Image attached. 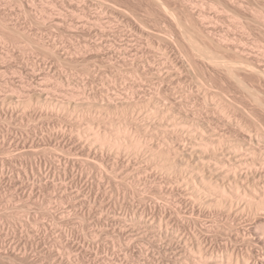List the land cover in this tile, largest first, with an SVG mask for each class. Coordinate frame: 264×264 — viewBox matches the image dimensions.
<instances>
[{
  "label": "bare ground",
  "instance_id": "bare-ground-1",
  "mask_svg": "<svg viewBox=\"0 0 264 264\" xmlns=\"http://www.w3.org/2000/svg\"><path fill=\"white\" fill-rule=\"evenodd\" d=\"M150 3L153 5H151V8L154 7L156 9L155 13L159 18H163V20L170 25L169 27L171 29H175L174 31L177 33V39L175 40L177 46L183 45V42H187L188 45L190 44V46L187 45L190 47V49L187 47L189 51H185L183 54V58L186 60L183 58V60H178V58L175 59L176 57L174 58L172 54L170 55V49L167 48L168 46L161 47L160 45H155L154 42L151 43V41L147 43L146 47L142 46V43V45H140L141 48L138 46L135 47V49L131 48V46L134 45L132 44L130 48L126 47V50L123 49L124 52L120 48L122 53L119 51V48L110 45L112 51L118 55H116L117 57H113L115 60L109 65L110 68H112V71H110V73L112 72L111 77L105 78V73V77L102 76L98 78L101 82V89L99 88L101 97L97 98L94 96L91 100L89 98L90 96H85L83 91L76 93L73 91L70 92L67 97L62 96L64 97L62 98L63 100H55L48 97L49 95L46 96L48 93L46 94L45 89L37 91L32 87L30 92L23 94L25 98L21 97L23 99L19 100L17 97L20 96V91L12 84L11 89L9 88L11 92L8 90L9 92L6 93L5 91V93H2L5 94L3 96V101L8 102L10 105L17 104L19 110L8 108L2 114L0 113V117H2V115L3 117L18 116L19 114H16V111H21V115L26 108L33 107L32 105H39L36 110H41L40 113L42 115H45L48 112L47 110L53 107L56 111L53 109L52 111L57 113L61 110L62 112L63 110H68L67 112L75 113L81 120L87 117L91 120L94 116L100 119L104 124H107V117L101 113L103 110H113V113H110L115 116L114 120L116 119V121L109 119L111 123H109L110 127L106 128L107 130L100 131L99 128L94 129L92 127L93 125H87L86 128L89 131H87L89 133V136L87 134L88 138L86 136L84 140L82 138L81 140L79 134L77 136H69L71 141L69 144H71V147H69V144H67V146L70 149L74 146L73 150H75L77 159L70 160L69 158H61L64 159L62 161H64L65 165L68 167L69 165L78 163L84 170L94 169L100 175L103 173L110 175L119 168L127 173L133 166L130 167L129 163V166L127 164L116 163L114 159L115 156L113 155H117L121 152L128 154L134 152L143 153V155L152 162V165L159 170H165L166 173L174 178L173 185L162 187L159 186L158 183V185L154 184V189L160 191L164 197L161 202H154L155 205H152V207L150 206L153 209V215L160 214L162 219L169 217V215L172 216V222H175L178 231L181 232H178V234L185 236L182 237L189 239L191 243H196L199 247L201 246L202 249H200L201 252H199L200 257L204 258L206 257L205 255L208 256L209 254L208 258H210L213 256V253H217L216 250L219 248L225 250L226 256H228L226 259H230L229 262L232 260V257L235 256V263H229L227 261V263L225 262L226 264H264V127L262 126L264 123L261 125L262 121H260L261 119H259L260 117L258 116L260 115L259 113L264 114V92L261 91L264 90V62L261 63V59L259 60L255 58L256 56H251V53L248 54L249 52L247 53V51L244 50L245 47L241 48V46H236V43L229 44L222 40L215 41L211 38L212 33L209 37L207 31L206 34L203 32L204 29L202 31L197 30L198 26L199 29L200 26H203L202 22L199 18L194 19L191 16L193 12L189 13L187 6L183 5L182 9H179V13L180 10H182L181 14H176L173 8L172 12L171 10L169 11L161 0H150ZM165 3L167 2L165 1ZM120 10L119 12H122V10ZM28 11L30 12V10ZM155 13L151 15L155 16ZM259 13L257 12V19L262 18V16L259 17ZM26 14L28 15V13ZM126 14L129 15L130 13L127 12ZM132 14L134 15V13ZM130 16L131 15H129V17ZM154 19L158 18L154 17ZM160 19H158V21ZM7 20L8 15L4 14L3 10L2 12L0 11V29L2 28L4 33L6 30H10V32L12 30L11 33H13V30L16 31L18 26L16 25L17 28H8ZM163 20L161 19L159 22ZM153 21L157 22V20ZM249 21H251V19ZM259 21L257 23H259ZM54 23L56 22L54 21ZM60 24H62V22H59V26ZM189 25L194 27L193 30L197 28L196 30L199 33L195 30V36H201L199 40L192 35L193 33L191 34L188 28ZM149 29L151 28L148 27L145 38L149 39L151 37L155 39L158 38L159 40L164 37L160 34L161 32L157 30L149 31ZM142 30H144V28H142ZM3 35L4 34H2V36ZM184 35L185 37H183ZM4 36L0 39L4 40ZM142 36L143 35H141V37ZM205 39L206 41H204ZM163 41L165 42L167 40ZM7 42L5 41V43ZM26 47L29 46L27 45ZM51 47L47 50L52 51ZM101 50L99 45L97 52L100 53ZM92 56L93 55L90 57ZM96 67H98V65H96ZM106 69H108V67ZM105 71L104 69V72ZM13 72L15 71L13 70ZM223 84L232 85L234 88L237 87L239 90H244L248 95L247 97L250 98L247 101L248 104H245L246 107L243 104L245 109H240L238 107L240 105L228 102L224 98L223 91L217 86ZM8 87L9 85L6 88ZM13 87H15V89H13ZM15 93L19 95L16 97ZM42 107L50 109L45 110L46 108L42 109ZM134 107L136 109L132 110ZM82 109L85 110L83 111ZM35 112L30 116H36ZM262 118L264 117L262 116ZM259 121L261 123H259ZM2 133L5 134V132L0 130V135H3ZM8 133L9 132H7V134ZM52 136L51 137L54 139L49 138V143H47L49 146L56 147V145H58V135L53 134ZM59 136V139H66L63 134H59ZM87 140H91L95 146H98L94 147L92 146L93 144L87 145L85 142ZM66 142H61V144H66ZM31 143L33 145H31ZM65 144L64 146L62 145L63 149L66 147ZM43 145L45 146L44 142L35 136H27L23 141L8 137L4 140H0V148L7 154L5 158H0V184L4 186H1L2 189L0 190V210L4 211L3 219H0V264H44L45 262H52L54 264H86L87 261L83 262L81 259H74L75 261H72L73 259L69 257L70 254L67 255V258L66 254L64 255L61 251L53 248L52 244L57 243L60 247L63 246V249L64 247L65 249L67 247L74 249V251L76 249L83 252L84 255L92 257L91 252L83 249V247L79 246L78 242L74 240L79 237L74 235L76 233L73 234V232H71V234H68L69 232L67 233V231L61 229L60 226L57 225L60 223L62 224L63 220H61L60 217L56 218L54 215L60 208H65L77 214L75 216L87 220L91 215V211L89 212V210L83 206L77 205L78 203L75 202L76 200L71 202V199H68L69 201L67 200L68 202L63 205L65 207H60L61 205L58 204H50L48 208L45 206L41 207V212L39 211L40 213H38L41 214L40 216L36 215L37 212H34L36 210H31L30 207L26 206L27 204L24 205L26 200L40 198L39 192L42 185V189L46 191L52 186L47 182H43L45 176L42 172L40 159V161H38L34 158L35 162H33V166L30 165L32 168V171H30L32 177L31 181L30 172L27 171L29 164L24 163L23 160L25 156L32 158L33 156L36 157L39 152H44L46 149ZM0 152H2V150ZM22 157L24 158L22 159ZM58 159V161H61L60 158ZM139 181L138 179V182ZM147 186L149 187V185ZM59 188H62V186ZM21 203L23 205H21ZM19 204L21 206H19ZM18 206L21 208V210H19L21 213L18 211L19 213L16 212L17 214L15 215L14 210L17 209ZM142 211H145V208L142 209ZM48 217L51 219L49 220ZM97 217L98 216L95 218ZM97 220L100 221L99 218H97ZM221 224H224V226ZM88 229L91 231L90 234L96 233V235V231H102L98 226L96 227L91 223H88ZM217 239H224V241L220 243L221 247L216 243ZM251 240L255 241L258 250H255L253 255L241 253V251H239L240 248L238 249L237 247V243H249ZM177 245H179V251L183 252V258L181 259L182 262L173 264H197L195 259L190 256V251L186 248L188 246ZM202 254L204 256H201ZM213 264L223 263L221 260L214 261Z\"/></svg>",
  "mask_w": 264,
  "mask_h": 264
},
{
  "label": "rangeland",
  "instance_id": "rangeland-1",
  "mask_svg": "<svg viewBox=\"0 0 264 264\" xmlns=\"http://www.w3.org/2000/svg\"><path fill=\"white\" fill-rule=\"evenodd\" d=\"M92 1L93 0H20V1L19 0H0V11L2 12L3 10V13L8 15V20H7L8 28H11V27L17 28L18 26L17 30L18 29L20 30V32L18 30V32L16 33L17 30L15 29L16 31L13 30V33H11L12 30L10 32V30L7 31L5 29L6 30L5 31L6 34H5L4 30L2 28L0 29V38L5 35L4 40L0 39V91L2 89V91L0 92L1 94L0 95V113L1 114L5 112L8 108L19 110V106L17 104L10 105L8 102L3 101V96L5 94H2V93H5V91L6 93L9 92L12 84L15 85L17 90L20 91L19 97H17L19 95L18 94L19 91L17 94L15 93V96L19 100L23 99L21 98V97H24L23 94H27L28 92H30V89L32 87L33 89L35 88L37 91L45 89L46 94L48 93L46 96L49 95L48 97H51L55 100L56 99L61 100L62 98L67 97L69 93L73 91L75 93L79 91L80 92L83 91L85 93V96L87 97L88 95L90 96L89 97L90 99L94 96H96L97 98L101 97L99 93L101 82H100V79L98 78L102 76L103 77L106 76L105 78L111 77L112 72L110 73V71H112V68H110L109 65H111L113 60H115V58L113 57H117L116 55H118L112 51V49L110 48V45L112 46L114 45L115 47L119 48V51H120V48L122 50L123 49L126 50L128 47L130 48L132 44H134L131 46L132 49H135V47H138V46L141 48L140 45H142V43H143L142 46L146 47L147 43L148 42L150 43L151 41V43L154 42L155 45H160L161 47L168 46L167 48L170 49L169 50L170 55L172 54V57L174 58L176 57L175 59L178 58V60H183L184 59L183 54L185 53V51L187 52L189 51L190 47L188 46H190V44L188 45L187 42L186 43L183 42L182 43L183 45L177 46V42H175V40L177 39V33L174 31L175 29L172 28L173 29L172 30L169 27L170 25H168V23L164 21L163 18L161 17L160 18L164 22L163 21H162L163 23L159 22L161 21V19L155 13L156 9L154 7L151 8L152 4L150 3V0L148 1L147 0H127V1L126 0L125 1L124 0H121V1L120 0H94L93 2ZM161 1L163 4H165L164 6H166V8L169 9V11L171 10L172 12V10L174 9L173 11L176 12V14L177 13L181 14L182 10H180V13H179V9H182L183 5L187 6L188 12L189 13L193 12L192 13L193 15L191 14L190 15L194 19L199 18V20L202 22V25H203V26H200V29H199V26H198V29L195 28L194 30H193L194 27H192L191 25H189L188 27L190 29L189 31H191V34L193 33L192 35L196 37L198 40H199V37L201 36L199 37L195 36L196 34L195 30L197 29L199 31L200 30L202 31L204 29L203 32L206 34V31H207L209 33V37H210V34L212 33L211 38L214 39L215 41L222 40L223 42L226 41L229 44L236 43L235 44L236 46H239V47L241 46V48L245 47L244 50L247 51V53L249 52L248 54L251 53L252 54L251 56L253 57L256 56L255 58H258L259 60L261 59V63L264 62L262 61L264 60V52H263L264 51V0H164V1L161 0ZM165 1L167 3H165ZM27 9L30 10V12ZM120 9L122 10L123 13L119 12ZM61 10L63 13L61 12ZM25 11H28V12H25ZM127 12L130 13L129 14L131 15L130 17L128 14H126ZM257 12L258 13L260 12L259 17L262 16V18H259V17H258L259 19L256 18L258 16ZM26 13H28V15ZM132 13H134L135 16ZM154 13H155V16L151 15ZM154 17L155 18L157 17L160 20L158 21V19H154ZM250 19L251 21H249ZM153 20H157V22ZM54 21L58 24L54 23ZM57 21H59L60 23L62 22V24H60L59 26V22ZM258 21L259 23H257ZM133 24L135 25V27ZM147 26L151 28L149 29V31L157 30L158 32H161L160 34H162L164 37L159 40L158 38L156 39L151 38V37L149 39L145 38L147 35L145 33H147L146 31L148 30ZM190 26L192 29L190 28ZM141 27L144 28V30H142ZM1 33L4 35L2 36ZM197 33L199 32L197 31ZM19 35L21 37V40H20ZM141 35L143 36L141 37ZM22 37H24L25 39ZM183 37H185V35ZM163 40H167L165 41L166 43ZM5 41L6 42L9 41V42L5 43ZM168 41L170 42L172 41L173 43L171 42L172 43L171 44ZM204 41H206V39ZM94 43L95 44L97 43V44L95 45ZM26 44L29 47H26L27 46ZM99 45H100V48L102 49L100 53L97 52ZM50 47L52 48L53 52L51 50L50 51L47 50ZM35 49L38 51H36ZM41 49H44V50H41ZM122 50L120 51L121 53H122ZM39 51L41 54L39 53ZM97 54L100 56H98ZM71 55H72V58H71ZM91 55L93 56L90 57ZM96 65H98L99 68L96 67ZM107 67L108 69H106ZM104 69L106 70L105 72H104ZM13 70L15 72H13ZM10 78L11 79L13 78V79L11 80ZM22 84L24 87L22 86ZM8 85L9 87L6 88ZM217 86L223 91L222 93L224 95V98L228 102H232L234 104L240 105L238 106L240 109L241 108L245 109L244 105L248 104L247 101L250 98L247 97L248 95L244 92V90H239V88L237 87H235L237 88L235 89L234 86L232 85L229 86L227 84L217 85ZM15 87H13V89H15ZM261 91L264 92V90H261ZM103 101L106 102L105 100ZM237 101H239L240 103ZM32 106L33 107L26 108L25 111H23L24 113L22 112L23 114L21 115H20L21 111H16V114H19L18 116L3 117L2 115V117H0V130H2V132H5V134L4 133L2 134L5 135L6 137L16 138V139H19L20 141H23L24 138H27V136L29 137L35 136L41 139L45 144V146L43 145L44 148L46 149L44 150V152H39L36 155V157L33 156L31 158V157L25 156V158L22 157V159L24 158L23 159L24 163L29 164L27 167L28 168L27 171L29 172L32 171L31 170L32 168L30 167V165L33 166V162H35V159H37L38 161L41 160L40 162L42 164V172L45 176V179L43 180V182H47L51 184L52 186L49 190L46 191L45 189H42L43 188V185H42V188L40 189V192H39L40 198L35 199V200L33 199L26 200V203L24 202V205L27 204L26 206L30 207L31 210H36L34 212H37L36 215L40 216L41 214H38V213L41 212L40 211L41 207L45 206L48 208V205L50 204L51 205L58 204V205H61L60 207H65L63 205H65L66 202L69 201L68 199H71L70 200L71 202L76 200L75 202L78 203L77 205L81 207L83 206L84 208L88 209L89 212L91 211L90 212L91 215L89 218H87V220L83 218L82 220L81 217L75 216L77 214L65 208H60L59 210L56 211L57 213L55 212L54 215L56 216V218L60 217V219L63 220L62 224L60 223L57 225L60 226L61 229L67 231V233L69 232L68 234H71V232H73V234L76 233L74 235H76L77 237L79 236L78 239L80 240L78 239H74V240H76L79 246L83 247V249L91 252L92 257L86 256L83 254V252H80L76 249L75 251L74 249H71L68 247L66 249L64 247L63 249L62 248L63 246L60 247L58 243L57 244L50 243L52 244L53 248L57 249L58 251H61L64 255L66 254V257L67 255L70 254L69 257L73 259L72 261H75L76 259L77 260L81 259L83 262L87 261L86 264L87 263L89 264H92V263L93 264H98V263L99 264H104V263L105 264L106 263H109V264H173V263L182 262L181 259L183 258V252L179 251L178 249L179 245H177V244H180L181 246L184 245L185 247L186 246L189 247V248L188 247L186 248L188 251H190V254H191L190 256L195 259L197 264H200V263L201 264L203 263L213 264L214 261H221V260L223 264H226L227 261L229 262L230 259L229 260L226 259L228 258V256H226L225 250L219 249V248L217 249L218 251L216 250L217 253H213V256L210 258H208L209 254L208 256L205 255L206 257L204 258L200 257L199 252H201L200 251V249H202L201 246L199 247L196 243H191L189 239L183 238L185 236L182 235L183 236L182 237L180 234H178V232L180 231H178V228L176 227L175 222L174 221H173L174 223L172 222V219H171L172 216L169 215V217L162 219V216L160 214L153 215V212H152L153 209L151 208L152 205H155V203H159V201L161 202L163 200L162 198L164 197L160 191H157L156 189H154V186H155L154 184L158 183L159 186H162V187L166 185L167 186L173 185L172 183H174V178L170 174L166 173L165 170L164 171L159 170L154 165H152V162L148 160L143 155V153L134 152V153L128 154L125 152H121L119 154L116 153L117 155H113L115 156V158L114 157L113 158L116 160L115 161L116 163L118 162L119 164H124V165L126 164L128 165L129 163L130 167L133 166L131 167L130 171H127V173L125 171L123 172V170L119 168L120 170L116 169V171L114 173H111L110 175L106 173H103V174L101 173L102 175H100L94 169L84 170L82 167L79 166L78 163L77 164L75 163L74 165H69L70 167L69 166L67 167L65 165L64 161L62 160L68 159V158L70 160L77 159L75 150H73L74 146H72L73 147L71 148L72 150L68 148L67 146V144L71 142L69 139V136H75V135L77 136L79 134L80 139L82 138L84 140L87 134L89 136V133H88L89 131L86 128L87 125H93L92 127L94 129L99 128L100 131L107 130L106 128H109L110 127L109 123H111L109 119L114 120L115 118V116L111 114L113 113V110L108 109V110L102 111L101 114H103L108 119V122L107 124L105 123L106 124L105 125L100 119L94 116L91 119L92 121L89 119V117L83 118L81 120V118L77 117L78 115H76L73 112L69 113L67 112L68 110H63L62 112L61 110L60 112L58 111L57 113L55 112L56 110L53 109V107L52 109L55 111H52V109L47 108V107H42V109L46 108L45 110L50 109V110H47L48 112L46 114L44 113L45 115H42L40 113L41 110H36L37 106L39 105H32ZM41 106H45V105H41ZM134 109L136 108L134 107L132 110ZM33 112H35L36 116L31 117L30 115L33 114ZM259 114H260L258 115L260 117L259 119H261L260 121H262V123L260 121L259 123H261L262 125L264 123V118H262V116L264 117V114H261V113ZM98 120L100 121V123ZM78 121L79 122L81 121V122L79 123ZM114 121H116V119ZM262 126L264 127V124ZM7 132L9 133L7 134ZM52 133L54 135L57 134L58 136L59 134H63L66 137L65 140L68 143L62 138L59 139V137L61 136L60 135L59 137L57 136L58 145H56V147L49 146L48 145L49 140L53 137ZM3 135H0V140H4L6 138ZM60 140H63V141H60ZM61 142H66V144L65 143L64 144L67 147V149L66 147H64L63 149L64 144L63 143L61 144ZM85 142L87 143V145L93 144L91 140H87ZM31 145L33 144L31 143ZM69 145H70L69 147H71V144ZM92 146L97 147L98 145L95 146L93 144ZM1 150L2 152H0V158H5L7 154L2 148H0V151ZM58 158H60L61 161H58L59 160ZM61 158H64V159H61ZM29 174L31 177V172ZM130 178H132L133 180ZM138 179L140 180L139 182H138ZM31 180H32V177L30 178V181ZM60 185L62 186V188H59L61 187ZM147 185H149V187ZM1 186L4 187L2 184H0V190L2 189ZM21 205L23 204L21 203ZM21 205L19 204V206ZM19 206L17 208L18 210L17 209H15L16 211L14 210L15 215L17 214L16 212L21 210ZM144 208H145V211H142V209ZM3 214H4V211L0 210V219H3ZM96 216H98L97 218H99L100 221H98L97 218H95ZM88 223H91L92 225L96 227L98 226V228H100V230L102 231H96L97 235L96 233L90 234L91 231L90 229H88ZM221 225L224 226V224H221ZM178 235H180L181 238ZM216 241H217L216 243H218V245H220L221 247L220 243L223 242L224 239H217ZM241 243L242 242L237 243V247L238 249L240 248L239 251H241V253H244V254L248 253V254L253 255L255 253V250H258L255 241L251 240V242L249 243H244V244H241ZM201 256H204V255L202 254ZM235 260H236L235 256H233L230 262L235 263L234 262ZM44 264H54V263L45 262Z\"/></svg>",
  "mask_w": 264,
  "mask_h": 264
}]
</instances>
